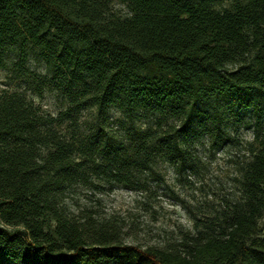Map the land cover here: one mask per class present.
Listing matches in <instances>:
<instances>
[{
	"label": "trees",
	"instance_id": "obj_1",
	"mask_svg": "<svg viewBox=\"0 0 264 264\" xmlns=\"http://www.w3.org/2000/svg\"><path fill=\"white\" fill-rule=\"evenodd\" d=\"M111 3L0 0V68L67 103L53 116L0 95V264H264V0H125L126 16ZM245 113L239 198L177 245L123 243L70 209L79 189L145 192L159 162L197 173L199 146H239L228 121Z\"/></svg>",
	"mask_w": 264,
	"mask_h": 264
},
{
	"label": "rangeland",
	"instance_id": "obj_2",
	"mask_svg": "<svg viewBox=\"0 0 264 264\" xmlns=\"http://www.w3.org/2000/svg\"><path fill=\"white\" fill-rule=\"evenodd\" d=\"M111 7L121 16L129 13L125 0H112ZM6 64L8 67L0 68V95L5 91H24L43 112L53 116L66 108V99L54 90L46 89L42 96L26 90V84L16 78L10 61ZM27 67L44 78L51 77L34 50L29 53ZM110 117L116 120L121 115L112 110ZM249 117L245 113L228 121L229 131L238 139L235 145L239 142V146L228 145L217 150L206 144L197 148L200 158L197 173L176 175L169 163L159 162L156 165L159 176H143L145 192H130L112 185L94 193L79 189L69 202L70 209L75 214L88 212L98 221L110 223L118 229L123 243L143 249L177 245L184 236L194 235L196 218L200 224L209 223L223 213L227 204L239 198L234 182L235 163L244 159V145L253 140L252 131L246 128ZM260 227L264 229V218Z\"/></svg>",
	"mask_w": 264,
	"mask_h": 264
}]
</instances>
